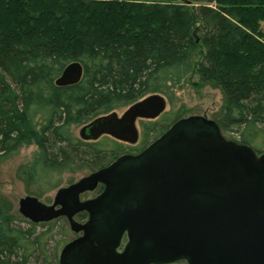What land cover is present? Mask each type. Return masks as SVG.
Masks as SVG:
<instances>
[{
  "label": "trees",
  "instance_id": "1",
  "mask_svg": "<svg viewBox=\"0 0 264 264\" xmlns=\"http://www.w3.org/2000/svg\"><path fill=\"white\" fill-rule=\"evenodd\" d=\"M73 63L81 80L58 85ZM189 71L221 89L223 133L262 151L264 0H0V160L36 144L29 176L38 179L140 152L177 120L142 122L130 147L74 138L71 127L165 92ZM18 220L0 207V264H59L47 235Z\"/></svg>",
  "mask_w": 264,
  "mask_h": 264
},
{
  "label": "water",
  "instance_id": "2",
  "mask_svg": "<svg viewBox=\"0 0 264 264\" xmlns=\"http://www.w3.org/2000/svg\"><path fill=\"white\" fill-rule=\"evenodd\" d=\"M82 75L73 63L57 84H76ZM166 105L162 94H150L122 115L94 118L80 138L136 144L138 119H157ZM99 183L106 185L101 195L80 199ZM84 210L90 217L80 223L75 215ZM19 212L34 223L66 216L72 231L83 232L63 247L60 264H264V153L226 139L215 119L190 115L140 153H125L58 189L52 204L21 198ZM125 232L130 241L119 253Z\"/></svg>",
  "mask_w": 264,
  "mask_h": 264
},
{
  "label": "rangeland",
  "instance_id": "3",
  "mask_svg": "<svg viewBox=\"0 0 264 264\" xmlns=\"http://www.w3.org/2000/svg\"><path fill=\"white\" fill-rule=\"evenodd\" d=\"M201 49L199 48L192 56V61H190L192 64L200 60ZM159 93L166 98L167 105L163 114L152 121L166 117L170 121L178 120L190 115H205L217 120L222 115L225 106V98L221 89L213 84L199 83L198 76L194 71L186 72L180 80L169 81L165 87V92ZM129 106H118L113 111L122 115ZM36 119L41 120L40 116H37ZM149 120L138 119L137 125L140 134L143 131L142 122ZM82 126L83 124L72 125L71 135L74 138H80ZM122 143L127 147L135 146L126 142ZM128 150L129 148L127 152H130ZM38 152L39 148L36 144H29L6 159L0 160V207L9 214L20 218L17 224L24 229H34L36 235L45 233L49 241L47 245L56 252L59 262V255L64 244L76 235L69 223L65 218L55 219L51 222L34 223L19 212V200L25 196L33 195L39 197L43 202L51 204L58 189L77 182L93 170L89 166L70 168L56 171L48 178L37 175L38 179H31L29 171L33 169Z\"/></svg>",
  "mask_w": 264,
  "mask_h": 264
},
{
  "label": "flooded vegetation",
  "instance_id": "4",
  "mask_svg": "<svg viewBox=\"0 0 264 264\" xmlns=\"http://www.w3.org/2000/svg\"><path fill=\"white\" fill-rule=\"evenodd\" d=\"M216 120V119H215ZM217 121V120H216ZM218 123V122H217ZM219 124V123H218ZM220 126V125H219ZM222 130V129H221ZM222 133H223V130H222ZM223 135L226 137V139H228V140H234V141H237V142H239V143H241L240 141H238V140H236V139H231V138H229L228 136H226L224 133H223ZM105 136V135H104ZM108 136V135H107ZM103 137V136H102ZM101 137V138H102ZM140 139V138H139ZM99 140V139H98ZM97 141V140H96ZM139 142V141H138ZM137 144V143H136ZM136 144H130V145H136ZM254 148V147H253ZM255 149V148H254ZM144 150V149H143ZM142 150V151H143ZM255 151L257 152V154L258 155H261L262 153H264V149L262 150V151H260V150H258V149H255ZM141 152V151H140ZM140 152H137V153H140ZM127 153H130V152H127ZM137 153H133V154H137ZM125 154V153H124ZM123 155V154H122ZM121 156V155H120ZM117 159V158H116ZM115 159V160H116ZM112 163V162H111ZM110 163V164H111ZM100 169V168H99ZM96 170H98V169H96ZM96 170H93V171H91L90 173H92V172H94V171H96ZM89 173V174H90ZM73 184V183H72ZM71 185V184H70ZM105 189H106V185H104L103 183H99L98 184V186L95 188V189H93V190H87V191H85V192H83V193H81L80 194V199L82 200V201H87V200H92V199H94V198H96V197H98L99 195H101L104 191H105ZM56 195V194H55ZM54 199H55V196H54ZM54 202V201H53ZM52 204V203H51ZM89 217H90V214H89V212L88 211H86V210H84V211H80V212H78L76 215H75V219L78 221V222H80V223H85V222H87L88 221V219H89ZM59 218H65L66 220H67V222L69 223V221H68V219H67V217L66 216H61V217H59ZM59 218H57V219H59ZM55 220V219H54ZM53 221V220H52ZM51 222V221H50ZM70 225V224H69ZM76 235H75V237H73L72 239H70L68 242H66L65 244H64V246L65 245H67L68 243H70L71 241H73L74 239H76L77 237H80L82 234H83V232H79V233H76V232H74ZM129 241H130V237H129V233L128 232H125L124 234H123V236H122V238H121V241H120V245L118 246V248H117V252H119V253H122L124 250H125V248H126V246H127V244L129 243ZM63 246V247H64ZM63 249V248H62ZM61 249V250H62ZM61 253V252H60ZM59 257H60V255H59ZM174 263H185V264H189L188 263V261L186 260V259H180V260H178V261H175V262H171V263H159V264H174ZM60 264V263H59ZM153 264H157V263H153Z\"/></svg>",
  "mask_w": 264,
  "mask_h": 264
}]
</instances>
